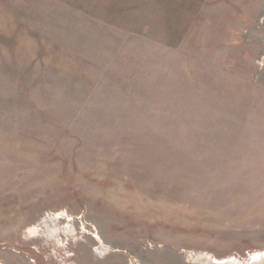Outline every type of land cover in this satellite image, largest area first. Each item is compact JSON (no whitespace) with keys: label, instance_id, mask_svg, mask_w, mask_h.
Listing matches in <instances>:
<instances>
[{"label":"rangeland","instance_id":"obj_1","mask_svg":"<svg viewBox=\"0 0 264 264\" xmlns=\"http://www.w3.org/2000/svg\"><path fill=\"white\" fill-rule=\"evenodd\" d=\"M0 264H264V0H0Z\"/></svg>","mask_w":264,"mask_h":264},{"label":"water","instance_id":"obj_2","mask_svg":"<svg viewBox=\"0 0 264 264\" xmlns=\"http://www.w3.org/2000/svg\"><path fill=\"white\" fill-rule=\"evenodd\" d=\"M256 257H258V254L257 253H255V254L252 255V259H254Z\"/></svg>","mask_w":264,"mask_h":264}]
</instances>
